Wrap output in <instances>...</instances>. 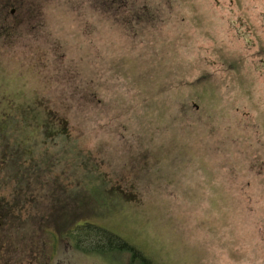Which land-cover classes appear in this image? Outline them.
<instances>
[{"label": "rangeland", "instance_id": "374dc122", "mask_svg": "<svg viewBox=\"0 0 264 264\" xmlns=\"http://www.w3.org/2000/svg\"><path fill=\"white\" fill-rule=\"evenodd\" d=\"M2 1L0 123L43 166L0 176V264L140 263L73 220L150 264H264V0Z\"/></svg>", "mask_w": 264, "mask_h": 264}, {"label": "trees", "instance_id": "16d2710c", "mask_svg": "<svg viewBox=\"0 0 264 264\" xmlns=\"http://www.w3.org/2000/svg\"><path fill=\"white\" fill-rule=\"evenodd\" d=\"M31 109H32V113L34 114L32 117V121H30V123L28 124V127L29 130H31V132L33 133V135L35 133L41 134L42 131H47L48 133L45 134L46 136L49 133L52 134V131L57 129L59 130L60 133L63 134L65 133V122L63 120H59L53 113L52 115L48 116V111L46 109L45 111H40L39 109L36 108H31ZM28 110L30 109L28 108ZM1 122H3V119ZM5 131H6L5 126L2 123H0V176L1 178H4L11 174L12 177H20L18 181L21 184L20 181L21 178H24L25 181H27L28 177H31V175L34 174L35 171L37 172L36 170L37 168L43 166L39 162L40 159H37L34 156L37 150H33L34 147L40 145V143H37L34 137H33L34 140L32 142L28 141V139L25 138V140L24 139L22 140V144H23L22 147H24L25 149L22 150V147L20 148L19 145L12 144L8 140V138L5 136L6 134H4ZM44 150L46 149L43 148V151ZM23 161H27V163H25L26 166L23 165L24 164ZM8 206L9 204L5 203V201L0 197V209H1L0 217L4 216V214L2 213L3 211L2 209L5 207L7 208ZM48 215H50V217L54 219V212L52 209H49V212L47 213L45 218H47ZM72 216H74V214H69L68 212H66L62 215V218L64 220H68V219L72 220ZM70 222L72 225L69 226V228H67V232H70V234L73 233L72 238L76 242V246L79 245V243L86 241V243L89 244L88 246L91 249L99 253H101V251L105 249H106L105 251H110L111 249L120 250V251H129L132 253L133 258H137L136 260L140 261L139 264H150V262L147 259H145L143 256H141L135 250V248L128 243V241L116 235L112 231L98 225L86 224V222L77 223L74 220L68 221V223ZM0 227H2V225H0ZM53 227H57V225L47 226V227L45 225L43 226L45 230L49 229L50 233L51 232L56 233L54 229H52ZM83 232L85 238L80 239V237L83 236L82 234ZM57 240H58V235H57ZM57 240L52 241L49 237L50 243H53Z\"/></svg>", "mask_w": 264, "mask_h": 264}, {"label": "flooded vegetation", "instance_id": "af4514ba", "mask_svg": "<svg viewBox=\"0 0 264 264\" xmlns=\"http://www.w3.org/2000/svg\"><path fill=\"white\" fill-rule=\"evenodd\" d=\"M21 2V1H20ZM22 3H24V0L22 1ZM6 8H7V4H5V2L4 1H2V0H0V16L6 21L7 20V18H8V16H5L4 14H5V11H6ZM14 10L15 9H12V8H10L9 9V13H11V14H13V12H14ZM12 18V20H10V23L11 22H13V23H15L16 22V19L14 18V17H11ZM21 20V19H20ZM22 20H24L23 18H22ZM10 23H9V26H10ZM7 28H9V27H7ZM132 254V253H131ZM133 257V256H132ZM134 260L133 261H135L137 258H133ZM139 259V258H138Z\"/></svg>", "mask_w": 264, "mask_h": 264}]
</instances>
